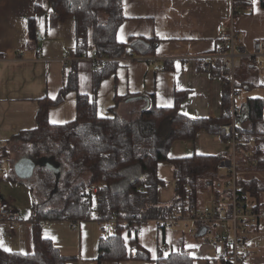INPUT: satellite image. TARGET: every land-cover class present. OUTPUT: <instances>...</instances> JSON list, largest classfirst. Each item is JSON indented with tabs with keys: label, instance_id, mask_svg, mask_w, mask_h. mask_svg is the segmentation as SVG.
<instances>
[{
	"label": "trees",
	"instance_id": "trees-1",
	"mask_svg": "<svg viewBox=\"0 0 264 264\" xmlns=\"http://www.w3.org/2000/svg\"><path fill=\"white\" fill-rule=\"evenodd\" d=\"M53 10V20L72 18L75 22L76 47L74 56H89L94 50L109 58L100 67L93 64L90 91H78V74L73 62L67 80L54 99L41 98L36 115V127L17 134L29 156L36 161L29 179L20 180L14 173V162L10 180L28 181L32 192L29 222L33 241V252L9 251L0 246V264H69L76 258L61 255L51 238L42 233L45 222L68 220L72 222L94 220L100 224L112 222L115 233L107 238L100 237L98 255L94 264H112L136 259L150 260V254L138 240L137 232L129 240L135 254H131L122 233L133 224L139 226L149 220H164L171 209L183 214L198 209L200 188H209L213 197L228 194L225 187L229 177L221 185V161L225 153L214 155L192 154L185 157H169L168 151L176 140L195 139L204 130L217 134L226 142L231 134L230 85L228 71L219 67L211 71L222 84L221 115L218 117L194 118L179 111L185 93L176 92L172 107H159L152 93H128L115 96L109 109L111 116L100 115L97 110L96 94L100 82L112 75L119 57L152 55L155 38L131 37L126 42L117 39V31L124 19L122 0H47ZM264 8V0H260ZM237 13L251 10L250 0H236ZM39 4L36 9L39 10ZM33 23L29 24L28 37L35 38ZM143 40L144 42H142ZM91 50V51H90ZM245 65V66H244ZM245 74L256 70L252 59L242 61ZM253 82L237 81V86L248 89ZM76 91V117L63 124L48 120V109L59 104L68 91ZM120 102L130 104L125 115L116 109ZM248 121V127L242 122ZM236 131L244 134L246 141L254 139L251 147H238V170L251 174L239 175L242 189L237 192L244 206L259 207V194L264 192V149L260 139L264 137V101L260 97L246 99V110L236 120ZM229 155V154H228ZM0 156L11 158L10 144L0 146ZM21 156V157H22ZM53 158L59 166L56 174L44 165L45 159ZM159 163L169 164L175 182L174 193L168 203L158 200V187L163 181L157 175ZM94 190V191H92ZM94 198L95 204L92 205ZM249 199L254 202L249 204ZM159 229L163 232L162 226ZM199 237V236H197ZM156 264H194V259L179 241L178 249L159 254ZM211 264H225L221 259Z\"/></svg>",
	"mask_w": 264,
	"mask_h": 264
},
{
	"label": "crops",
	"instance_id": "crops-1",
	"mask_svg": "<svg viewBox=\"0 0 264 264\" xmlns=\"http://www.w3.org/2000/svg\"><path fill=\"white\" fill-rule=\"evenodd\" d=\"M251 10L234 14V27L250 47L253 40H264V8L260 0H251ZM39 4V10L36 9ZM124 19L117 31V39L126 42L131 37L155 40L152 55L130 54L119 57L116 71L100 82L96 103L100 115L111 116L114 97L128 93H152L159 107H172L176 92L185 93L179 111L194 118L221 115L222 84L218 76L203 67L200 56L211 52L221 40V24H228L230 4L225 0H122ZM53 10L47 0H0V142L11 144L20 132L36 127V115L41 98L54 99L63 87L74 62L78 74V91H90L93 63L77 58L75 22L72 18L53 20ZM33 23L35 38L28 37L29 24ZM40 48L38 55L36 49ZM67 52L70 61L64 63ZM153 57L154 69L147 58ZM261 73L257 70L254 72ZM247 80V79H243ZM254 85V84H253ZM253 85H250L253 86ZM249 87V88H250ZM243 89V88H240ZM130 104L120 102L116 111L122 114ZM76 117V91H68L64 99L48 109V120L63 124ZM230 147L217 134L204 130L195 139L172 142L169 157L192 154H229ZM228 158V157H226ZM225 158V159H226ZM14 159L7 160L5 174L0 173V200L5 199L1 183L10 180L8 174ZM222 167V166H221ZM224 168V167H222ZM226 171V168H224ZM2 174V175H1ZM157 175L163 181L158 187V200L168 203L174 193L175 182L169 164L159 163ZM20 181V180H15ZM13 206V205H12ZM14 207V206H13ZM15 208V207H14ZM21 217V216H20ZM102 224L94 220L72 222H45L43 235L52 239L61 255L76 258L81 264H94L98 255V241ZM139 243L148 250L150 260L129 259L117 264H156L161 254L176 251L183 239L184 248L194 259V264L217 259V251L202 238L187 243L184 234L176 228L161 231L157 220H149L137 232ZM128 251L133 233H122ZM165 241L169 250H159ZM14 244V245H13ZM16 249H11V246ZM0 246L9 251L33 252L30 222L22 217L15 228L0 226ZM111 264V263H110ZM115 264V263H112ZM219 264V263H218ZM264 264V263H260Z\"/></svg>",
	"mask_w": 264,
	"mask_h": 264
},
{
	"label": "built area",
	"instance_id": "built-area-1",
	"mask_svg": "<svg viewBox=\"0 0 264 264\" xmlns=\"http://www.w3.org/2000/svg\"><path fill=\"white\" fill-rule=\"evenodd\" d=\"M225 1L230 4V14L228 24L219 26L223 36L211 52L200 57L207 72L219 67H223L228 71L227 82L230 85L231 93L232 134L226 141L230 147L228 158L222 160L220 165L226 168L229 175L225 185L229 193H223L218 198H213L209 205L192 210L189 213L183 214L173 208L164 220L159 221V226H162L163 230L166 231L170 230L179 220L189 221L192 223L191 232L194 236L202 238V243L211 244L215 247L218 253L217 259H221L225 264H248L247 259L251 254L249 234L252 231L264 230V203L259 202V207L255 209L251 205L244 206L237 197V192L242 189V186L238 183L240 175L237 161L238 147L251 144L253 140L246 141L244 134L236 131V120L246 110V100L241 101V89L237 86L236 70L241 66L243 59H252L256 62L257 70L264 73V40L255 39L250 47L245 46L243 37L234 27L236 0ZM40 52V48H37L36 53L39 55ZM83 58L90 60L96 68L109 59L106 56H100L94 50L91 51L89 56H83ZM147 60L149 64L153 65L154 69L160 68L159 65L154 64L153 57H149ZM63 61L64 63L70 61L67 52L63 54ZM238 102H241V104H238ZM6 162L7 160L0 156V173L3 172ZM20 218L19 210L14 208L9 200H0V226L13 230ZM102 226V238H107L115 233V226L112 222H105ZM139 227V225L133 224L129 231L134 234L138 232ZM201 228H205L203 235H199ZM159 250L168 251L167 242L161 241ZM69 264L81 263L76 260Z\"/></svg>",
	"mask_w": 264,
	"mask_h": 264
},
{
	"label": "rangeland",
	"instance_id": "rangeland-1",
	"mask_svg": "<svg viewBox=\"0 0 264 264\" xmlns=\"http://www.w3.org/2000/svg\"><path fill=\"white\" fill-rule=\"evenodd\" d=\"M91 51V50H90ZM245 59H243L244 62ZM245 66V65H244ZM241 67V69L236 70V81L239 82L243 79H248L251 82H253V86H251L248 89H241L240 95L242 100L245 101L249 97H260L264 101V73H257L256 71H252L248 74H245V68ZM244 81V80H243ZM238 104H241V102H238ZM128 110L123 111L122 115H125ZM249 123L248 121L242 122V126L248 127ZM249 144L251 147L254 144ZM260 146L264 149V137H262L259 141ZM248 145V144H247ZM11 149V157L14 160H17L22 155H24L27 151L24 148V143L22 140H15L10 144ZM9 169L8 164H4V170L1 172L2 174H5ZM251 172H248V170H241L239 171V174L243 176L244 174H251ZM257 175L264 177V172L258 171L256 172ZM1 174V175H2ZM225 169L221 167V178L220 182L221 185L225 181ZM1 183L3 194L5 195V198L11 202V204L20 212V216L22 217L23 221L29 222V216H30V208L32 205V192L28 181H15V180H7L4 179ZM212 191L207 188H200L198 191V199H197V206L198 208L203 207L205 205H209L210 202L213 199ZM253 199H249V204L253 203ZM259 202L264 203V192H261L259 194ZM95 204L94 198L92 199V205ZM54 221V222H60ZM103 227V226H102ZM192 223L189 221L179 220L177 223L172 227L176 228L178 231H181L186 239L187 243L195 241L194 234L191 232ZM103 229V228H102ZM42 233L44 232V224L42 225ZM102 235V231L100 232ZM14 245V244H13ZM11 246V249H16V246ZM127 246V245H126ZM128 248V247H127ZM249 248L251 251L250 256L248 257L247 261L248 264H260L264 263V230H257L252 231L249 234ZM220 264V263H219Z\"/></svg>",
	"mask_w": 264,
	"mask_h": 264
},
{
	"label": "water",
	"instance_id": "water-1",
	"mask_svg": "<svg viewBox=\"0 0 264 264\" xmlns=\"http://www.w3.org/2000/svg\"><path fill=\"white\" fill-rule=\"evenodd\" d=\"M141 41L144 42L143 40ZM44 165L53 170L56 174L59 172V166L54 162L53 158L45 159ZM35 166L36 161L33 158L29 156H22L14 162V173L18 179L26 180L32 176ZM204 232L205 228H201L199 235H203Z\"/></svg>",
	"mask_w": 264,
	"mask_h": 264
}]
</instances>
